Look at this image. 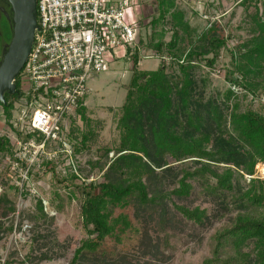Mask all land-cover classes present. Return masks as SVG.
Listing matches in <instances>:
<instances>
[{"label":"trees","instance_id":"trees-1","mask_svg":"<svg viewBox=\"0 0 264 264\" xmlns=\"http://www.w3.org/2000/svg\"><path fill=\"white\" fill-rule=\"evenodd\" d=\"M153 2L156 11L144 24L151 28V35L144 42L140 34L138 44L126 48L134 68L125 100L116 111L118 143L93 148L97 131L84 105L87 95L76 110L86 128L75 125L66 134L72 142V159L87 154L84 167L103 172L100 180H90L86 169L79 166L81 174L68 172L60 180L67 188H74L70 198L79 201L86 231L69 264L111 260L103 243L108 237L120 241L132 224L127 215H114L118 208L132 206L135 217L146 223L144 230L155 220L156 230L167 241L166 231L174 222L171 207L184 221L204 226L211 217L220 215L227 199L230 216L210 236L209 255L199 264H264V175L256 169L257 164L264 165V0H242L251 37L232 47L217 22L200 32L190 24L178 0ZM1 27L3 37L9 40L5 18ZM141 46L172 61L168 65L161 62L153 70L139 69ZM224 49L231 56L225 77L228 87L203 101L195 96V71L203 63L214 67ZM15 81L19 94H6L7 104L0 103L7 118L12 117L11 110L22 94L19 78ZM202 81L208 84V75ZM248 96L251 98L246 103ZM254 102H258V108H254ZM8 125L19 132L13 123ZM9 142L0 137V153L10 152ZM47 148L55 147L52 143ZM110 152L114 153L112 157ZM197 189L204 193L205 200L218 199L213 214L201 205L182 203ZM0 205H4L1 219L15 211L6 192L0 195ZM27 217L34 223L32 242L36 244L43 237L38 230L54 216L37 198ZM0 230L8 233L12 225L4 226L0 221ZM16 251L12 249L11 257L17 255ZM34 251L32 247L20 262H31ZM36 258L51 255L43 252Z\"/></svg>","mask_w":264,"mask_h":264},{"label":"rangeland","instance_id":"rangeland-1","mask_svg":"<svg viewBox=\"0 0 264 264\" xmlns=\"http://www.w3.org/2000/svg\"><path fill=\"white\" fill-rule=\"evenodd\" d=\"M241 2L242 0H213V3H198L193 0H178L180 7L186 11V18L190 24L197 27L200 32L206 29V24L200 17V11L203 8H208L207 4L212 7L214 15L218 17L216 21L218 29L221 35L226 38L227 45L230 47L237 46L244 39L251 37V34L247 31L246 15ZM140 4L143 11L140 20V34L145 42L152 31L148 25L144 26V24L152 18L156 11V5L153 0H142ZM239 25H242L243 28L240 29ZM169 35L170 32L168 31L167 39H169ZM110 54L112 56L108 59L107 68L100 72H89L86 79L88 91L84 105L87 108L88 116L93 119L91 125L92 127L96 126L97 131L93 148L118 143L120 131L117 128L118 117L116 111L125 100L126 88L133 74L134 61L125 55L126 48L124 46L114 48ZM138 57L139 69L153 70L161 62L168 65L167 61L160 55L159 57L154 56L152 49L146 51L142 46ZM230 61L231 56L224 49L221 51L214 67H209L205 63L201 64L195 71V96L197 98L205 101L209 96H216L217 91H225L228 87V81L225 78L226 70L230 66ZM207 75L209 82L204 84L202 80ZM248 97L246 103L250 101L251 96ZM262 101L264 103V96H262ZM20 103L21 100L16 99L11 110L12 117L8 118L4 106L0 105V137H6L10 141V152L0 153V195L6 192L15 204V211L11 216L5 219L0 218V221L4 222V226L11 224L13 229L17 213H19V225H23L25 221H28L30 227L25 232V240L14 241L11 244L9 240L12 230L8 233L0 230V258L5 256V264L10 259L13 260L10 264H69L76 248L86 236V231L81 220L79 201L76 198H70L71 189L74 188H67L66 182H60V180L68 176V172L73 171L76 174H81L79 166L84 167V163H86L89 156L83 154L78 159H72L69 156L66 159L67 153L58 152L56 148L46 147V151L50 152L51 159L49 157L45 158L39 152L40 155L38 153L37 159L33 163L29 164L24 161L17 168H14L12 165L13 154L24 150L11 143L9 135L11 136L13 133L8 124H15L16 120L20 118ZM258 107V102H254V108ZM75 125L81 129L86 128L84 120L76 113L71 119L70 129ZM12 141L14 140L12 139ZM69 143L72 144L71 140ZM113 155L114 153L110 152L109 156L112 157ZM30 157L32 158V156ZM179 163L180 161L173 162L171 165ZM26 168H29L28 179L23 182L19 175ZM84 168L86 169L85 173H89L90 180L101 179L103 172H99L98 169L91 171L90 167L86 166ZM256 169L260 175H264L261 164H257ZM246 177L249 179L250 176L246 175ZM80 182V180H76V183ZM77 195L79 196V193ZM204 197V193L197 189L189 200L182 201V203L201 205V207L208 208L209 212L213 214L217 210L216 203L218 199L214 198L215 200L212 202L205 200ZM37 198L42 199L45 211L50 216H54V220H49L38 230L37 234H42L43 237L42 239L39 238L35 244L32 242L34 223L27 215L34 210ZM228 204L230 203L227 199L225 200V209L219 212L220 215L211 217V220L204 226H197L184 221L178 212L171 207L170 211L174 222L173 227L166 231L168 233L167 241H164L163 233L156 230L155 220L149 224L147 223V228L144 230L143 227L146 223L141 221L142 218L137 219L135 217L132 206L123 209L118 208L114 215L125 214L132 224L122 234L120 241H117L114 237H108L103 243V248L111 260L102 259L92 263L199 264L209 255L210 236L230 216V213L226 210ZM3 207L4 205H0V215ZM31 246L35 247L34 259L31 262H20V260L25 259L26 254L32 248ZM14 248L17 250V255L11 257L10 252ZM43 252L51 255V258H36L37 255H41Z\"/></svg>","mask_w":264,"mask_h":264},{"label":"built area","instance_id":"built-area-1","mask_svg":"<svg viewBox=\"0 0 264 264\" xmlns=\"http://www.w3.org/2000/svg\"><path fill=\"white\" fill-rule=\"evenodd\" d=\"M141 1L37 0L40 29L35 33L28 60L19 74L20 118L13 123L19 132L10 128L13 134L9 135L11 143L24 150L13 154L14 168L24 161L33 163L39 152L51 159L46 147L52 143L58 152L71 157L66 134L72 117L87 95V76L89 72L107 68L114 48L138 44ZM193 1L213 3V0ZM207 6L200 11V17L206 28H210L218 17L212 7ZM162 58L167 64L172 60L167 56ZM28 171L26 168L19 175L23 182L28 179ZM18 214L10 244L25 240V232L30 227L28 221L19 225ZM5 259L1 257L0 264H5Z\"/></svg>","mask_w":264,"mask_h":264},{"label":"water","instance_id":"water-1","mask_svg":"<svg viewBox=\"0 0 264 264\" xmlns=\"http://www.w3.org/2000/svg\"><path fill=\"white\" fill-rule=\"evenodd\" d=\"M5 18L10 38L3 37L1 27ZM37 0H0V103L6 105L5 95H18L16 79L28 60L39 30Z\"/></svg>","mask_w":264,"mask_h":264},{"label":"bare ground","instance_id":"bare-ground-1","mask_svg":"<svg viewBox=\"0 0 264 264\" xmlns=\"http://www.w3.org/2000/svg\"><path fill=\"white\" fill-rule=\"evenodd\" d=\"M262 172H263V174H264V165H262Z\"/></svg>","mask_w":264,"mask_h":264},{"label":"flooded vegetation","instance_id":"flooded-vegetation-1","mask_svg":"<svg viewBox=\"0 0 264 264\" xmlns=\"http://www.w3.org/2000/svg\"><path fill=\"white\" fill-rule=\"evenodd\" d=\"M19 91V90H18Z\"/></svg>","mask_w":264,"mask_h":264}]
</instances>
